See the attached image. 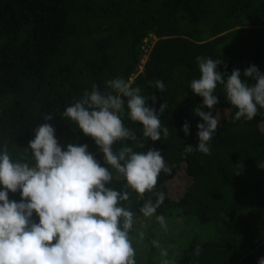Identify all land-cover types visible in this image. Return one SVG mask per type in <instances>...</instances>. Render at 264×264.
Wrapping results in <instances>:
<instances>
[{"label": "trees", "instance_id": "16d2710c", "mask_svg": "<svg viewBox=\"0 0 264 264\" xmlns=\"http://www.w3.org/2000/svg\"><path fill=\"white\" fill-rule=\"evenodd\" d=\"M198 56L221 60L217 70L226 76L238 69L242 81L249 66L264 74V0H0V152L6 148L14 161L34 165L24 149L47 122L62 150L86 144L106 166L94 140L62 113L93 85L111 92L107 81L123 78L158 114L168 105L159 118L169 135L153 142L127 117L125 103L121 119L137 139L112 146L114 152L157 149L170 169L161 171L144 200L133 192L122 202L135 213L136 264H160L162 248L175 264H258L264 257V108L250 121H234L237 109L218 85L219 103L211 111L219 125L210 154L185 153L198 145L197 124L203 123L194 113L202 97L190 88L200 76ZM155 80L163 81L164 92L149 86ZM48 114L51 121L44 119ZM185 122L188 135L181 130ZM125 183L107 186L121 191ZM172 184L182 190L177 196ZM161 191L164 203L146 224L149 217L139 209ZM8 196L21 199L19 192ZM156 215L165 217L166 228ZM32 220L38 222L35 213ZM197 245L199 256L193 254Z\"/></svg>", "mask_w": 264, "mask_h": 264}, {"label": "clouds", "instance_id": "9594fccd", "mask_svg": "<svg viewBox=\"0 0 264 264\" xmlns=\"http://www.w3.org/2000/svg\"><path fill=\"white\" fill-rule=\"evenodd\" d=\"M196 60L200 76L191 81L190 88L202 97L194 113L203 123L197 124L198 145L195 149L188 145L184 152L210 154L209 142L219 125L211 111L219 103L214 94L217 86H223L228 102L237 109L233 120L250 121L258 107L264 108V74L249 66L243 73L248 79L242 81L238 69L228 76L218 71L221 60L199 56ZM149 86L166 90L161 80L149 82ZM107 87L112 91L102 93L93 85L91 92L85 91L82 99L62 113L94 140L106 166H101L86 144L69 143L62 150L54 127L47 122L36 127L34 138L24 149L31 151L34 165L14 161L6 148L0 152V264H136L130 236L135 213L121 206L122 202L129 201L133 192L138 200H144V194L157 185L161 171L170 174V169L157 149L136 152L132 147H122L114 152L112 146L117 141L137 139L121 119L125 103L127 117L139 122L143 137L153 142L161 139V133L164 138L169 135L159 118L168 105L162 103L158 114L148 106L140 88H132L120 77L107 81ZM151 99L155 103L156 97ZM44 119L51 121L53 116L48 114ZM189 127L185 122L181 129L185 135ZM113 180L125 181L123 190L108 187ZM9 192H19L20 201L9 200ZM155 195V202L148 199L139 209L144 217H152L164 203V192ZM34 213L38 222L32 220ZM156 220L166 228L163 215H156ZM138 236L143 240L145 233ZM152 244L160 247L158 241ZM200 253L197 245L193 254ZM168 255L167 249L160 250V264H175L166 259ZM258 264H264V257Z\"/></svg>", "mask_w": 264, "mask_h": 264}, {"label": "rangeland", "instance_id": "374dc122", "mask_svg": "<svg viewBox=\"0 0 264 264\" xmlns=\"http://www.w3.org/2000/svg\"><path fill=\"white\" fill-rule=\"evenodd\" d=\"M172 190H173V194L175 195V196H177V193H179V192H181L182 190L181 189H177V185L176 184H172ZM173 195V196H174ZM151 218L152 217H149V218H147V219H145V221H146V224H150L151 222Z\"/></svg>", "mask_w": 264, "mask_h": 264}]
</instances>
